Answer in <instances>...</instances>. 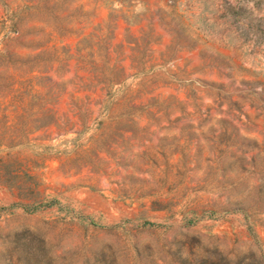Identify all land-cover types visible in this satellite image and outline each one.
<instances>
[{
  "label": "rangeland",
  "instance_id": "374dc122",
  "mask_svg": "<svg viewBox=\"0 0 264 264\" xmlns=\"http://www.w3.org/2000/svg\"><path fill=\"white\" fill-rule=\"evenodd\" d=\"M0 264H264V0H0Z\"/></svg>",
  "mask_w": 264,
  "mask_h": 264
}]
</instances>
